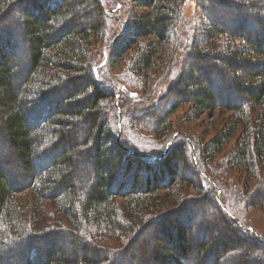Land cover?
<instances>
[{
    "label": "trees",
    "instance_id": "16d2710c",
    "mask_svg": "<svg viewBox=\"0 0 264 264\" xmlns=\"http://www.w3.org/2000/svg\"><path fill=\"white\" fill-rule=\"evenodd\" d=\"M10 1L17 17L8 24L0 21V264H104L101 259L106 254L110 258L113 250L103 249L100 244L113 236L129 238L136 229L140 236L136 235L134 241L139 237L147 241L146 233L151 230L154 231L152 237L156 235L160 240L164 235L161 229H166L167 234L173 230L175 241L181 239L176 241V246L170 242L176 249L174 256L161 264H203L205 254L214 243L204 242L189 260V254L184 250L187 246L183 245L184 228L193 229L196 235L200 233V239L203 238L199 231L202 222L193 227L190 217L204 213L201 205L205 201L186 193L188 178L184 176L188 171L196 175L197 191H213L212 200L206 202L212 203L211 208L222 215L223 225H228L234 234L247 237V240L253 237L219 207L218 185H214L207 172L210 164L206 160L200 166L204 177H209L205 180L191 164L193 157L186 148L189 142L178 144L175 150L171 146L160 159H155L156 155L139 152L137 144L118 135L116 115L110 104L114 93L97 83L94 70L98 72L99 67L95 68L102 60L93 64L95 55L90 49L94 44L106 41L98 53L102 54L105 48V55H110V62L115 63L122 58L118 48L120 51L125 44H136V39L130 37L116 45L132 29L131 24L126 26L120 18L111 20L107 13L106 4L119 5L117 1L0 0V9L3 3ZM137 1L150 12L139 16L133 29L134 37L154 35L163 43L169 40L175 27L182 25L183 0ZM195 2L198 18L205 22L203 38L191 54L184 53L188 56L184 65H190V71L184 74L178 92H174L175 104L172 101L164 113L166 116L173 113L184 96L193 102L190 112L197 115L219 105H223L225 111L238 113L232 127L221 130L207 146L199 148L194 144L193 152L201 165L200 155L203 153L204 159L208 158L209 149L221 146L234 133L236 125H241L231 160L240 165L247 179L241 194H235L236 186L227 180L223 188L231 199L220 201L239 220L235 211L241 205L245 211L253 206L264 208V0ZM203 3H208L209 8ZM218 7L241 13L240 21L234 24L238 31L231 28V20L226 21L227 26L207 22L211 20L209 16L213 20L214 15L219 14ZM233 19L235 21L236 17ZM241 21L244 22L242 30L238 27ZM256 21L260 22L257 24ZM110 23L117 27L110 30ZM245 27L249 29V35L245 34ZM222 39L229 42L227 48L222 46ZM139 46L130 61L132 74L145 77L153 69L160 70L156 45ZM195 58L210 61L201 65ZM214 64L223 67L218 76L208 74L209 69L215 68ZM168 66L174 69L175 64ZM20 68L21 74L18 73ZM226 75H232L227 88L222 82ZM192 88L195 90L191 91ZM218 92L224 98L219 99ZM238 104L247 108L238 107ZM148 113H138L136 125L144 130L159 126L158 129L165 131L162 114L155 117L153 112ZM113 115L115 120L111 122ZM6 150L14 153L11 166ZM172 153L175 160L170 162ZM33 159H39L41 165L35 167ZM80 166L84 167V172L80 171ZM259 168L262 176H259ZM216 174L221 180L227 177L222 170ZM252 177L257 184L253 183ZM159 186L165 189L164 193H158ZM25 190H31L32 201L25 194L16 196ZM45 202L48 206L50 202L59 216L50 215L47 209L42 214ZM155 214L157 217L147 220ZM53 223L69 224L70 227L48 232L46 228ZM210 230L221 235L215 227ZM170 236L167 235L168 240ZM258 239L254 238L261 241ZM58 241H66L79 253L72 259L57 255ZM234 241L229 237L226 246ZM236 241L234 244L238 245L239 240ZM126 252L116 253L115 264H135L134 259L140 257L128 251L129 258L125 259ZM215 254L213 263L219 264L221 255ZM227 259L225 262L229 263L225 264H244L239 260L233 263L234 257Z\"/></svg>",
    "mask_w": 264,
    "mask_h": 264
},
{
    "label": "rangeland",
    "instance_id": "374dc122",
    "mask_svg": "<svg viewBox=\"0 0 264 264\" xmlns=\"http://www.w3.org/2000/svg\"><path fill=\"white\" fill-rule=\"evenodd\" d=\"M115 1H117L119 5L116 4L113 5L111 3L106 4L107 13L111 15L110 16L111 20H115V17H117L120 18L126 26H129L130 24L132 26L131 27L132 29L127 31V33L124 36H122L120 40L117 41L116 45L118 46L122 44L123 42L127 41L130 37H133L132 39H136L135 40L136 44L132 46H130V43L127 45L125 44V46L120 51L118 48V52L122 54V58L121 60L116 61L115 63L110 62V55L107 57L104 51H102V54L98 53L100 52L99 49H102L101 47L103 46V43L105 44L106 41L98 42L97 44L91 46L90 49L92 50L93 55H95L94 58L95 62H93V64H95L99 60H102L100 66H96L95 68L98 69L99 67L98 72L94 70L96 79H98L99 81L97 83H100L102 86L107 87L108 89L112 90V92L114 93L110 101V104L114 108V112L116 115V126H117L116 130L118 132V135L123 136L129 143L137 144L135 146L137 148L139 147L140 149L139 152L152 154L153 156L156 155L157 157H155V159H160L162 157L163 149L168 139L175 132H181V134L176 136V138L173 140L174 143L172 142L173 144L170 145L167 148V150H169L171 146L175 150V147L178 144L182 142L186 143V141L189 142L186 148H188L189 154L191 153V157H193L196 161V165H195L194 159L192 158L191 160L192 166L194 165L193 167L196 170V172H198L205 180H207L209 179V177H204L205 173L201 171L200 166H202V164L206 162V160H208L207 163L210 164L211 168L207 167V172L211 175L212 182L214 183V185L216 184L218 185V186L216 185L217 195L219 192L220 194L219 198L221 202H224L223 199L229 202L231 197L229 195L227 197L226 191L223 188L226 187L227 180L230 181L231 184H234L236 186L234 189L235 194L237 193L241 194L242 192L241 187L244 181H246L247 179L245 172L241 169L240 165L239 164L235 165L231 160L232 158L231 156L233 155L232 153L236 146V142L238 141V136L242 130L241 125L240 124L236 125L234 133L221 146H219L218 148L212 147L211 149H209L210 154L208 155V158L206 157L204 159L205 156H203L202 153L200 155L201 165H199V162H197V158L194 155L193 146L194 144H196L199 148L201 146H207L210 142H212V140L217 135H219L221 130L223 129L227 130L229 127L233 126V122L237 118L235 117L236 116L235 114L238 113L225 111L222 108L223 105H219V107H216L215 109L206 110L202 114L197 115L196 112H192V113L190 112L192 109L193 102L188 101L187 96H184L183 100L182 99H180L181 101L179 100L180 104L176 106L175 111L173 113L169 114L168 116H166L164 113V111H166L169 108L168 106H170L172 101H174L175 104L174 92L175 91L178 92V89H180L181 86L180 81L183 80L182 78H184L183 77L184 74H186L187 71H190L189 70L190 65H184V63H186L185 61H187L188 58V56L187 57L184 56V53L191 54L192 49L196 46H199L198 43L202 41L203 38L202 32L204 27L203 24L205 22L203 18L202 19L198 18L200 15H198L197 13L195 0H183V6L181 8L182 25L178 28L175 27L170 35L169 40L163 43L161 41H158L157 37H155L154 35H145L139 38L138 36L137 38L134 37L135 32H133V29L137 25V20L139 19V16H142L143 14L150 12L149 8L139 5L137 0H115ZM102 2H104V0H102ZM12 3L13 2L10 1L6 4L4 3L2 4V7L0 9V11H2L0 13V21L2 20L3 24H8L9 21L17 17L16 14L12 12L13 10ZM203 4L204 7L209 8L208 3H203ZM218 8L220 10L219 14L218 13L215 14L213 20L209 16L211 20L210 21L208 20L207 22L215 23L216 25L225 24V26H227L228 25L227 22L231 20L232 22L231 28H233V31L237 30L238 28H235L234 24L238 23V20L240 21L239 17L241 16V13L226 9L221 10L220 9L221 7ZM3 15H6V17H3ZM235 17L236 20L234 21L233 18ZM258 22L260 21H256L257 24ZM243 26H244V22L241 21L238 27H240L242 30ZM108 27H110V30L111 28L114 30V28L117 26L110 23L108 24ZM128 29L129 28H127V30ZM244 30H245V34L249 35L248 34L249 29L245 27ZM110 33L111 31H109V34ZM190 37L191 39L189 40ZM108 41L109 40H107V42ZM220 41L222 42L223 47L225 46V48H227L226 44L229 46V42H226L227 41L226 39H222ZM150 43L155 44L157 47L158 52L156 55V59L158 60L162 70L153 69L145 77L144 76L139 77L138 75L134 76L132 74L133 70L130 66L131 65L130 61L135 55V52L139 49L140 47L139 44L146 45ZM234 49H237V47H235ZM111 50L112 48L110 49L109 53L111 52ZM177 54H179L178 57ZM175 57L177 58L176 60L174 59ZM194 60L201 65H205L206 63H209L208 61H210L207 60V58H200V59L195 58ZM164 63L167 64L164 65ZM171 63L175 64L174 69H170V66H168V64ZM182 65L184 66L181 67ZM214 65H216L215 68L209 69L208 74L212 76H218L220 70L223 67H220L219 64H214ZM191 72L194 73L193 70ZM18 73L21 74V68L19 69ZM231 78L232 75H226V77H224L222 82L225 88H227L226 85L229 83ZM100 80H102L103 82L102 81L100 82ZM191 82L193 83V81ZM181 89H183V87H181ZM229 89L232 90L231 87H228V90ZM190 90L194 91L195 88H192ZM116 96H118L117 102H115ZM121 97H122V101H120ZM217 97L219 99L224 98L220 94V92H218ZM129 99L130 100L132 99L131 100L132 102L128 104ZM221 101L224 102L223 100ZM225 102L227 103L229 101H225ZM238 107H241L243 109L247 108L246 106L240 104H238ZM117 108L119 109L120 112L119 115L117 112ZM150 108L152 109L143 111L145 109H150ZM144 112H149L148 115L150 114V112L151 113L153 112L152 114L155 117L162 114L161 118L164 119L162 125L165 131H161L160 129H158L159 126L157 128H155L154 126L151 129L144 130L140 126L136 125L135 118H137V116L139 115L138 113H144ZM114 117H115L114 115L113 117H111L112 118L111 122L115 120ZM144 120L147 121V118H145ZM146 128H150V126ZM166 130H168V132ZM82 136L83 135L81 134L80 137H77V140L79 141ZM120 136L117 138L119 139ZM138 141H140V144ZM79 144L81 145L80 142ZM6 151L11 166L10 159L14 157V153L12 152V150L11 152L9 150ZM54 154L56 155V153ZM173 154L174 153H172L169 156L170 162H173L175 160L174 157H171ZM4 155L5 154H3V157ZM57 157L58 156H56V158ZM5 158H7L6 155ZM33 163H35L36 165L35 167L41 165L39 163V159H33ZM14 164L19 166L20 168V165H18L16 161L14 162ZM175 164L177 165L176 162ZM196 166L200 169V171L204 174V176L196 169ZM84 167L82 168L80 166L81 172H84L83 170ZM218 170L220 171L222 170V174H226L227 177L221 180L219 178V175L216 174ZM258 173L260 174L259 176H262L261 168L258 169ZM185 175L186 176H184V178L186 177L188 178V180L186 179L188 184V190L186 193L193 196L194 198H199L202 201L203 200L205 201L201 205L202 207L201 211H203L204 213L202 214L196 213L195 216L190 217V221L192 220L193 227H195V225H197L198 222L200 221L202 222L200 223L203 225V227L200 226L201 228L199 229V231L202 233L204 239L203 238L200 239L198 237L200 233L196 235V233H194L193 229L191 228L187 227L182 230L185 241L183 245L187 246V249L184 250L185 252H187V254H189V256H187L188 260L190 259V257H192V255H194L201 249L204 242L209 241L214 244L209 249L210 250L209 253L205 254V257L203 259V264H215L213 263V260H215L216 257L215 253L221 255L220 257L222 259L219 261V264L227 263L228 261L225 262V260L227 259L226 257H228L227 260H229V258L234 257V259H232L233 263L239 260V261H243L244 264H261V263L264 264L263 262L264 261V208L260 206H253L248 211H245L243 209V206L241 205L239 210L235 211L238 214L237 218L240 220L238 221L240 223L242 222L241 224L243 226L245 225L252 227L253 230L256 231L258 234H260L263 238V239L259 238L261 241L257 242L256 240H254L256 236L245 228L249 232V234H251L254 237V238L251 237L247 240V237H243L237 233L234 234V232L231 231V229L229 230V228H227L228 225L224 226L223 225L224 223L221 220L223 218L221 217L222 215L211 208L212 203H210L209 201L206 202L207 199H209L210 201L212 200L213 191L212 193L211 192L206 193L201 190L197 191L195 189L197 182L194 180V177L196 175L194 173H191L190 171L185 173ZM252 178L254 179L253 183L256 182L257 184L258 182L257 180H255V177ZM259 186L260 183L257 185L256 188H258ZM157 189H159L158 190L159 194L165 192V189H163L162 186H159ZM23 194L28 196L29 201H32L33 197L31 194V190L28 191L25 190L24 193L17 194L16 196L20 197L21 195L23 196ZM188 201L189 199H187V202ZM217 201H218V197H217ZM47 204L48 202L44 203V209L42 210V214L43 213L45 214V211L47 209L46 212L49 213L50 215L59 216V212L56 211L55 207H53L50 204V202H49V206ZM189 205L192 206V204ZM157 214L153 215V217H150L147 220L148 221L152 220V218L157 217ZM62 222L65 223V221ZM205 225L206 227L211 226L212 228L215 227L219 229L221 231L220 233L221 235H215L216 232L207 229L208 227L207 228L205 227V229H203ZM63 226L70 227L69 224L65 225V224L53 223L50 226V228H46V229H49L47 230L48 232L49 231L55 232L57 229ZM243 226L241 227L244 228ZM139 227H141V223L139 224L138 228ZM166 227L169 229L168 225ZM152 229H154V227ZM161 231L164 233V235L160 237V240L156 238L157 237L156 235L155 238L152 237L154 236L153 230L148 231L146 233V236L148 237L147 241H145L144 239H140V237L136 241H134V237L136 235L140 236L139 229H136L133 233H131L129 238L127 237L126 239H123L124 237H122V239L121 238L119 239L120 236L114 238L113 235H116L114 233L112 235L113 236L112 239L105 241V243L103 244H100V246L103 249L113 250V254L112 256H110V258L106 254L104 258H102L103 256L101 257L102 258L101 260L104 261V264H115L116 260H114L115 259L114 257H116V253L120 251H122V253L124 251H127L125 255V259H127L129 258L127 255L129 251V253L132 252L135 256L142 257L141 259L140 257L138 259H134L133 262L135 264H161V261L166 260V258L168 260L169 257L172 258L174 256L173 254L176 249L174 250L173 245L176 246V244H178L176 243V241L177 242L179 240L181 241V239L178 238H177L178 240L176 239L175 241V237L173 236V232H172L173 230L168 234L166 233V229L163 230L161 229ZM169 234H171V236ZM167 235L170 236L169 240L167 239ZM229 237L234 238L235 241L233 242V244L226 246L227 243L225 242L228 240ZM256 238L258 239V237ZM236 240H239L238 245L234 244L237 243ZM170 242H173L174 244L171 246ZM57 243L58 246H60L57 255H61V256L64 255L72 259L73 256H76L79 253L77 252L78 250H75L71 246H69L66 241H58ZM124 248H127L128 250H124ZM234 248L237 249L233 250ZM229 250H233V251L228 252ZM184 264H187V262Z\"/></svg>",
    "mask_w": 264,
    "mask_h": 264
},
{
    "label": "water",
    "instance_id": "95a60500",
    "mask_svg": "<svg viewBox=\"0 0 264 264\" xmlns=\"http://www.w3.org/2000/svg\"><path fill=\"white\" fill-rule=\"evenodd\" d=\"M104 52H105V48H104ZM96 81L97 82H99L98 81V79H96ZM100 86H102L100 83H98ZM117 99H118V96H116V101L115 102H117ZM117 112H118V115H119V109L117 108ZM179 134H181V132H175L169 139H168V141L166 142V144H165V147H164V149H163V153H162V156L166 153V150H167V148L171 145V143L173 142V140L176 138V136H178ZM192 155H193V152H192ZM155 158V157H154ZM194 159V158H193ZM194 162H195V165H196V161H195V159H194ZM196 169L204 176V174L200 171V169L196 166ZM219 196H220V194H219V192H218V195H217V197H218V202H219V207L224 211V213L229 217V218H231V219H233V220H235L236 221V223L238 224V225H240V226H243L238 220H236L235 219V217H233V215H231L230 214V212L227 210V209H225L224 207H223V205L221 204V202H220V198H219ZM244 228H246V229H248L251 233H253V235H255L256 237H258V238H260V239H263L262 238V236L260 235V234H258L256 231H254L253 230V228L252 227H250V226H243Z\"/></svg>",
    "mask_w": 264,
    "mask_h": 264
},
{
    "label": "bare ground",
    "instance_id": "6f19581e",
    "mask_svg": "<svg viewBox=\"0 0 264 264\" xmlns=\"http://www.w3.org/2000/svg\"><path fill=\"white\" fill-rule=\"evenodd\" d=\"M205 226H206V225H205ZM207 227H208V226H207ZM207 227H206V228H207ZM211 228H212V227H211V226H209L207 229H211Z\"/></svg>",
    "mask_w": 264,
    "mask_h": 264
}]
</instances>
